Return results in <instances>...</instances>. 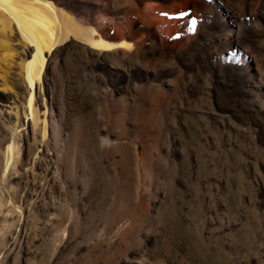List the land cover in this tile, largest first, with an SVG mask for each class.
Returning a JSON list of instances; mask_svg holds the SVG:
<instances>
[{"label": "rangeland", "instance_id": "374dc122", "mask_svg": "<svg viewBox=\"0 0 264 264\" xmlns=\"http://www.w3.org/2000/svg\"><path fill=\"white\" fill-rule=\"evenodd\" d=\"M63 1L115 42L129 40L126 8L139 5L157 38L135 35L140 59L60 45L38 95L58 134L49 141L28 117L14 128L0 114V264H264L262 1L243 28L251 42L226 52L232 26L221 42L215 33L225 0H204L215 10L207 24L188 0ZM249 69L262 72L259 88ZM13 71L3 109L24 92ZM7 140L22 149L8 176ZM122 208L141 215H111ZM136 220L139 238L117 252L131 238L118 229Z\"/></svg>", "mask_w": 264, "mask_h": 264}, {"label": "bare ground", "instance_id": "6f19581e", "mask_svg": "<svg viewBox=\"0 0 264 264\" xmlns=\"http://www.w3.org/2000/svg\"><path fill=\"white\" fill-rule=\"evenodd\" d=\"M158 1L168 4L173 0ZM188 1L195 4L197 12L204 13L206 17L203 21L204 24L209 23L210 18L213 19L215 10L212 6L207 5L204 0ZM205 1L208 2L207 0ZM225 1L229 4L231 12L229 13V17L225 14L221 15L219 12V15H216L221 18V22L217 19L219 24L216 26V40L219 41L221 39V33L228 24L232 26L228 29V35L232 40L224 42L222 52L230 49L234 45V42L237 44L251 42L252 38L243 36L242 32L249 28L250 24L248 25L246 18L254 14L255 5L258 1H262L263 3L259 11V18L261 21L264 20V0ZM64 3L63 0H0V89L13 93L17 92L16 86L13 85V68L15 65L18 68V75L24 83L22 97L17 98V94L11 96V104L6 109L0 107V114L5 110L8 114L12 115L11 123L15 126L14 128L24 126L25 119L28 117V121H31L32 126L39 129L37 132H40V140L44 142L49 141L50 128H52L54 135L58 134L55 129L53 131V122L49 120L50 109L45 102L41 107V103L38 101V95L45 84L44 78L49 67L50 57L54 51L59 49L58 47L60 45L67 44L69 40L77 41L86 49L88 48L98 54L103 51L112 50L114 53L122 55L123 57L140 59L143 58L146 50L145 40L139 37L136 39L135 35L139 31H144L150 38H157L154 27L142 18V11L139 5L128 6L126 8L128 17L127 24L129 27V33L126 37L129 40L124 39L115 42L114 40H110L113 36H109L106 26H97L87 17L75 15L72 11L64 7ZM226 17L227 19H224ZM234 24L235 26H233ZM231 61L232 63L237 62V60ZM241 64L243 63H240V66L245 68ZM252 70L255 71L256 67H253ZM248 73L252 89L258 87L260 85V79L262 78V72H253L249 69ZM7 143L8 145L4 149L7 160L3 166V175L17 171L22 150L14 141L9 143L7 140L5 144ZM129 208H122V211L116 210L119 209L116 208V211H111V215H118L120 218L124 216L138 218L141 215L139 211L132 214V211L135 210H132V207V211H130ZM109 219V224L114 223L111 217ZM137 220L134 224L136 228H132V223L130 222L127 229L124 228L125 226L118 229H124L121 233L123 237L128 232L131 234L129 235L131 238H125L124 248L120 247V250H116L117 252L127 250L133 244V238H139L141 225Z\"/></svg>", "mask_w": 264, "mask_h": 264}, {"label": "snow or ice", "instance_id": "6c2138e0", "mask_svg": "<svg viewBox=\"0 0 264 264\" xmlns=\"http://www.w3.org/2000/svg\"><path fill=\"white\" fill-rule=\"evenodd\" d=\"M192 24H193V25H195V24H196V21H195V20H193V21H192Z\"/></svg>", "mask_w": 264, "mask_h": 264}]
</instances>
